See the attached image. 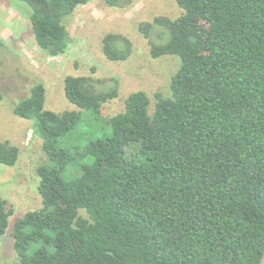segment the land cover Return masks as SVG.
I'll list each match as a JSON object with an SVG mask.
<instances>
[{
	"label": "trees",
	"instance_id": "trees-1",
	"mask_svg": "<svg viewBox=\"0 0 264 264\" xmlns=\"http://www.w3.org/2000/svg\"><path fill=\"white\" fill-rule=\"evenodd\" d=\"M22 1L32 8L39 47L49 56L65 53L64 17L89 0ZM176 2L178 17L140 26L153 57L180 58L170 95L156 93L152 110L148 93L133 91L107 120L106 134L64 147L83 110L101 113L118 96L117 80L97 89L91 76L67 75L65 95L77 110L47 109L42 82L15 104V115L33 121L47 158L37 168L42 207L12 226L16 264H261L264 0ZM102 50L123 61L133 45L108 33ZM133 144L138 152L129 156ZM19 153L0 141V163L15 165ZM70 165L75 174L66 178ZM13 213L0 197V238Z\"/></svg>",
	"mask_w": 264,
	"mask_h": 264
},
{
	"label": "rangeland",
	"instance_id": "rangeland-1",
	"mask_svg": "<svg viewBox=\"0 0 264 264\" xmlns=\"http://www.w3.org/2000/svg\"><path fill=\"white\" fill-rule=\"evenodd\" d=\"M31 12V6L22 0H0V141L7 140L20 150L15 165L0 163V197L14 210L7 232L0 238V264L18 261L12 235L14 221L42 207L37 168L47 158L43 140L33 130V121L13 111L19 99L28 96L34 84L42 82L46 87L47 109L77 110L65 95L67 75L91 76L97 89L112 86L117 80L118 96L104 103L101 113L83 110L82 121L61 141L64 147L82 146L92 135L108 132L107 120L124 110L131 92L148 93L152 110L156 93L170 95L172 76L180 67L177 55L153 57L149 38L140 30L143 22L155 17H178L182 9L176 0H125L119 6L109 5L105 0H89L64 17L68 47L59 56L47 55L37 44ZM108 33H118L132 41L128 59L112 61L105 56L102 40ZM151 38L157 41L158 27L152 30ZM127 150L129 156L136 155L138 144L128 146ZM70 166L63 174L66 178L75 174ZM37 247L38 244L33 245Z\"/></svg>",
	"mask_w": 264,
	"mask_h": 264
}]
</instances>
